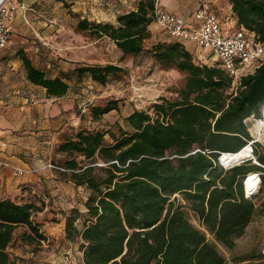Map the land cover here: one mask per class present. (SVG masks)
Listing matches in <instances>:
<instances>
[{
	"label": "trees",
	"instance_id": "obj_1",
	"mask_svg": "<svg viewBox=\"0 0 264 264\" xmlns=\"http://www.w3.org/2000/svg\"><path fill=\"white\" fill-rule=\"evenodd\" d=\"M228 1L237 24L264 45V0ZM156 2L139 0L115 24L79 17L76 27L108 37L125 55H136L145 50ZM146 51L162 67L185 74L178 97L161 98L153 113L131 111L117 133L80 128L57 146L66 157L53 167L88 190L83 222L76 224L78 208L70 209L64 221V240L78 243L81 252L72 264H225L215 243L228 250L235 246L255 213L244 182L252 173L264 181V154L245 122L261 118L264 59L253 73L234 80L221 67L198 61L180 41H156ZM19 55L27 79L47 96L68 92L67 80L48 76L23 51ZM121 70L111 63L75 67L77 76L87 74L99 84ZM116 108L110 102L94 105L91 117L97 120ZM249 143L255 162H220L223 152ZM20 198L0 197V264H21L9 247L18 226L25 227L19 238L24 247L38 248L47 239L33 220L41 207Z\"/></svg>",
	"mask_w": 264,
	"mask_h": 264
},
{
	"label": "rangeland",
	"instance_id": "obj_2",
	"mask_svg": "<svg viewBox=\"0 0 264 264\" xmlns=\"http://www.w3.org/2000/svg\"><path fill=\"white\" fill-rule=\"evenodd\" d=\"M69 5L63 0L60 18H57L55 23L47 18L43 23L36 22L39 24L36 29H39L40 35L30 28V32L24 35L22 47L18 46L25 48L24 52L33 64L44 70L48 76H60L70 84L68 92L63 97L47 102L41 94L42 89L28 85L25 81L20 83L28 96L26 104L32 102L31 97L39 98L40 103H47L45 105L48 107L47 119L56 116L53 126L46 134L47 137L50 136L46 159L55 165L66 157L65 154L57 152L58 144L73 137L78 129H110L117 133L118 126L126 127L124 119L131 111L137 109L153 113L155 103L160 102L161 98H177L185 84L184 73L162 67L146 51L155 43L154 40L145 41L144 51L136 55H125L108 37H97L89 30L78 29L76 25L79 16ZM160 31L167 37L163 41H172L161 28ZM18 47L9 43L3 50L5 52L3 56L9 57L14 63L17 58L15 50ZM108 63L120 66L122 70L111 75L105 84L94 82L87 74L77 76L75 71V67L78 66ZM14 71L17 72V66L14 67ZM109 102L115 103L117 108L93 120L91 107L104 106ZM245 122L252 136L260 142L257 150L264 154V125L254 116L248 117ZM106 138L109 139L108 134ZM251 153L253 154L252 151ZM30 157L33 159L34 156ZM246 158H252V162L256 161L254 155ZM36 159L41 158L39 156ZM27 170L40 175L39 185L23 192L20 189L15 191L17 192L15 196L14 193L10 196L16 199L21 197L20 199L31 201L35 206L41 207L34 213L33 220L40 223L47 239L38 248L24 247L19 238L25 227L18 226L14 230L15 239L9 246L10 251L24 258L21 264H72L78 260L81 252L78 243L64 240L63 224L72 208H78L81 212L76 224L80 225L83 222L84 201L88 190L64 179L66 177L58 173L60 170L55 167L48 166L47 169L39 170L30 166ZM252 199L255 205L253 218L231 250L215 243L209 236V240L216 244L225 257V264H234L240 260L264 263V181L258 184ZM186 216L194 225H198L192 211L187 210Z\"/></svg>",
	"mask_w": 264,
	"mask_h": 264
},
{
	"label": "crops",
	"instance_id": "obj_3",
	"mask_svg": "<svg viewBox=\"0 0 264 264\" xmlns=\"http://www.w3.org/2000/svg\"><path fill=\"white\" fill-rule=\"evenodd\" d=\"M23 1L26 8H18L16 10L11 22V36L7 46L12 43L16 47L19 45L22 47V42L25 40L24 35L30 32V28L37 35H40L39 29H36L39 24H36V22L43 23V20L47 18V20L55 23L56 19L61 16L63 0ZM64 1L70 4L71 10L80 18L86 17L90 20L108 21L115 24L117 16L130 10H135L139 0ZM203 1L206 0H157V3L168 11L190 19L193 12ZM209 1L219 13L231 10L228 0ZM160 28L156 22L152 21L148 25L150 36L145 41L166 40L167 37L160 31ZM181 43L197 60L206 61L204 56L207 52L196 47L188 40L181 41ZM6 47L0 49V141L6 143L4 147H0V159L7 161L8 166H0V197H11L13 193L15 196L17 193L15 191H19L24 187L39 185L41 181L40 175L26 171L28 167L34 166L39 170L47 169L48 166L53 167L46 159L49 148L48 143L50 142V136L47 137L46 134L49 133L51 126H53L56 116L47 119L48 107L45 106L47 103H40L39 98L31 97L30 100L32 102L26 104L28 96L20 83L25 81L28 85L31 84L33 87L42 89L41 94L47 102L50 99L54 100L63 97H49L46 95L44 88L32 84L27 79L22 59L19 55V52L26 50L25 48H16L17 58L13 63L9 57L3 56L5 53L3 50ZM16 66L17 72L14 71ZM30 156H34L33 159ZM39 156L41 159L37 160L36 158ZM14 167L24 169L25 172L23 174L18 173L14 170ZM13 253L17 255L15 252ZM18 258L21 263L24 261L23 257L18 256Z\"/></svg>",
	"mask_w": 264,
	"mask_h": 264
},
{
	"label": "built area",
	"instance_id": "obj_4",
	"mask_svg": "<svg viewBox=\"0 0 264 264\" xmlns=\"http://www.w3.org/2000/svg\"><path fill=\"white\" fill-rule=\"evenodd\" d=\"M18 8H26L23 0H0V49L9 42L11 22ZM153 17L172 40H188L207 52L206 61H198L221 67L234 80L253 73L264 59V45L254 34L237 24L231 10L219 13L209 0L201 2L190 19L156 2ZM5 145L0 141V147ZM0 166H8V162L0 159ZM14 170L25 172L16 167Z\"/></svg>",
	"mask_w": 264,
	"mask_h": 264
},
{
	"label": "bare ground",
	"instance_id": "obj_5",
	"mask_svg": "<svg viewBox=\"0 0 264 264\" xmlns=\"http://www.w3.org/2000/svg\"><path fill=\"white\" fill-rule=\"evenodd\" d=\"M260 124L264 125V103L262 104L261 118L259 119ZM251 144L245 145L237 152H223L221 155V162L224 166H229L234 163L240 162L242 159L252 155ZM259 181L256 178L255 173L249 174L244 182V190L246 196H251L256 192Z\"/></svg>",
	"mask_w": 264,
	"mask_h": 264
},
{
	"label": "water",
	"instance_id": "obj_6",
	"mask_svg": "<svg viewBox=\"0 0 264 264\" xmlns=\"http://www.w3.org/2000/svg\"><path fill=\"white\" fill-rule=\"evenodd\" d=\"M262 110V109H261ZM220 160H221V156H220ZM222 163V162H221ZM255 193H253L251 196H249V197H252L253 195H254Z\"/></svg>",
	"mask_w": 264,
	"mask_h": 264
}]
</instances>
